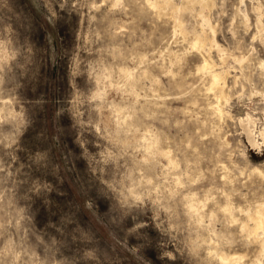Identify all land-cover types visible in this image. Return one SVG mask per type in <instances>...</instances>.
<instances>
[{
    "label": "rangeland",
    "instance_id": "1",
    "mask_svg": "<svg viewBox=\"0 0 264 264\" xmlns=\"http://www.w3.org/2000/svg\"><path fill=\"white\" fill-rule=\"evenodd\" d=\"M203 15L225 56L210 40L192 46L198 34L212 37ZM5 24L34 54L15 99L29 126L0 143V176L34 217L30 236L58 241L50 256L66 257L62 264H225L221 254L236 257L227 264L264 262L261 233L232 249L210 239L189 256L190 226L178 227L183 205L170 196L211 184L264 194V0H212L203 12L176 14L148 0H0ZM204 57L225 77L223 101L200 70ZM114 149L117 167L147 173L157 189L135 206L106 183L114 172L101 157Z\"/></svg>",
    "mask_w": 264,
    "mask_h": 264
},
{
    "label": "clouds",
    "instance_id": "2",
    "mask_svg": "<svg viewBox=\"0 0 264 264\" xmlns=\"http://www.w3.org/2000/svg\"><path fill=\"white\" fill-rule=\"evenodd\" d=\"M29 43L19 38L11 24L0 26V143L19 138L29 126L26 111L15 105L17 85L26 75L34 54ZM118 156L119 151L114 149L108 159L101 157V163L111 166L114 172L106 183L114 186L125 204L135 206L136 202L148 197L149 191L154 193L157 189L149 187L153 181L147 173H140L131 166L117 167ZM259 179L264 182V177ZM170 196L174 200L179 197L183 205V211L176 216L178 227L189 231L190 226L185 244L189 256H198L210 239L217 240L222 248L232 249L237 245L246 246L256 233L264 234V194L250 199L239 188L211 184L199 192L180 194L173 191ZM181 215L187 218L186 222L181 223ZM32 223L34 217L29 214L27 204L22 202L7 177L0 176V264H62L66 259L50 256V250L58 243L55 237L45 241L38 234L30 236ZM89 252L90 249L86 250L84 255L88 256Z\"/></svg>",
    "mask_w": 264,
    "mask_h": 264
},
{
    "label": "bare ground",
    "instance_id": "3",
    "mask_svg": "<svg viewBox=\"0 0 264 264\" xmlns=\"http://www.w3.org/2000/svg\"><path fill=\"white\" fill-rule=\"evenodd\" d=\"M148 2H149V4L150 5H152L153 7H163V6H165V7H171V8H173L174 9V12H175V14H176V12H179L180 10H184V9H193V8H195V6H199L200 7V9H201V11L203 12V10H205V9H207L210 5H211V3H212V0H185V2H184V4H183V6H181V8L180 7H174L173 5L174 4H172V0H148ZM179 5V4H178ZM258 10V9H257ZM242 11H244L245 12V10H242ZM259 11V10H258ZM247 14V13H246ZM245 14V15H246ZM178 15V14H177ZM201 16V15H200ZM247 16V15H246ZM245 16V17H246ZM249 16V15H248ZM248 16H247V21H248ZM261 18V17H260ZM176 20L178 21V22H181L182 21V23H183V20H181V18H180V16H177L176 17ZM202 26H204L205 27V29L206 28H208V29H210V31L212 32V37L210 38V37H208L207 35H204V34H198L195 38H194V40L192 41V46L195 48V49H203V47L206 45V44H209V43H207L209 40L211 41V43H212V46H215V48H216V50L218 51V53H220V55H222V57L223 56H225L224 55V47L222 48L218 43H217V41L215 40V28L212 26V24H211V22L208 20V19H206L205 18V15H203L202 16ZM259 20V19H258ZM176 25H180V24H177V22H176ZM184 25V24H183ZM214 25V24H213ZM258 25H259V27H263L262 26V23H261V21H259L258 22ZM177 27V26H176ZM203 27V28H204ZM177 29V28H176ZM179 29V28H178ZM181 29V28H180ZM262 29V28H261ZM186 30V29H185ZM184 30V31H185ZM264 30V29H263ZM262 30V31H263ZM176 32V31H175ZM186 32V31H185ZM185 32H183V33H185ZM204 32V31H203ZM182 34V33H181ZM185 37V36H184ZM186 39V38H185ZM210 47H211V45H210ZM190 48H192V47H190ZM211 49V48H210ZM236 60H238V61H240V62H242L243 60H244V56H241V57H238V58H236ZM263 64V63H262ZM217 67H215V63H213V60H211V59H209V58H206V57H204V59H203V61H202V64H201V66H200V70L201 71H203L204 73L205 72H207V73H210V75H211V83H210V89H217V90H219V94H218V98H222V101H223V98H225V99H227L228 98V96L224 93V87L226 86V81H225V77L223 76V73L222 72H220V71H218L217 69H216ZM126 72V71H125ZM129 74V73H128ZM208 75V74H207ZM124 77H125V79H126V81L127 82H129L130 80H131V77L129 76V75H127V74H125L124 73ZM133 80V79H132ZM131 83H132V81H130ZM133 84V83H132ZM209 88V87H208ZM211 91V90H210ZM213 91V90H212ZM217 99V98H216ZM226 101V100H225ZM224 101V102H225ZM218 102H220L219 100H218ZM217 103V102H216ZM225 103H227V102H225ZM217 105V104H216ZM215 106V105H214ZM222 106V105H221ZM211 107H213V106H211ZM213 109V108H212ZM214 110V109H213ZM218 110L219 111H221L222 109L220 108V107H218ZM215 111V110H214ZM217 113H220V112H218L217 111ZM221 114V113H220ZM220 114H219V116H220ZM218 116V115H217ZM250 118V117H249ZM248 118V119H249ZM221 119V118H220ZM245 119H247V118H245ZM253 120V119H252ZM249 121V120H248ZM247 121V122H248ZM248 124H249V122H248ZM247 124V125H248ZM251 128H249V130H250ZM250 132H252V131H250ZM261 135H262V138H264V130H262V132H261ZM155 143V142H154ZM158 144V143H157ZM254 145H257L258 143H257V141L256 142H254L253 143ZM156 149V148H155ZM159 151V150H158ZM169 153V152H168ZM165 154V153H164ZM167 155V154H166ZM168 156V155H167ZM169 157V156H168ZM194 205V204H193ZM259 234V233H258ZM260 236H261V234H260ZM259 236V237H260ZM258 237V236H257ZM259 242H260V244H261V250H260V254L262 255V256H264V234L262 235V237L259 239ZM220 258V257H219ZM221 258L223 259V260H227L228 262H230L229 260L230 259H233V258H236L235 256H232V257H230L229 255H226V254H221ZM239 258V257H238ZM240 259H241V257H240ZM221 260V259H220ZM232 261V260H231ZM239 261V260H238ZM223 262V261H222ZM221 262V263H222ZM227 262V263H228ZM233 262V261H232ZM231 262V264H236V263H232ZM230 264V263H229ZM239 264V263H238ZM259 264H264V262H262V261H259Z\"/></svg>",
    "mask_w": 264,
    "mask_h": 264
}]
</instances>
